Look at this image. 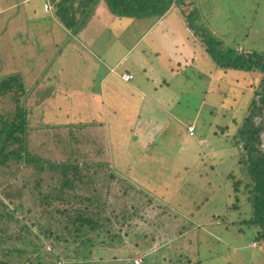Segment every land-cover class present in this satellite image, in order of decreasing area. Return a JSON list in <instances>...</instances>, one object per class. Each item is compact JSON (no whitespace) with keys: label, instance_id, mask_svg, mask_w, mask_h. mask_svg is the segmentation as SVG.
<instances>
[{"label":"rangeland","instance_id":"374dc122","mask_svg":"<svg viewBox=\"0 0 264 264\" xmlns=\"http://www.w3.org/2000/svg\"><path fill=\"white\" fill-rule=\"evenodd\" d=\"M9 1L12 3L11 8L9 10L4 9L7 5H11ZM9 1L6 0L0 5L1 21L8 18L7 15L10 14L11 10H17L19 7L20 11H26V15H24L27 24L26 30H39L41 36H44L49 30L50 36L54 35V37L56 33L54 30H61L60 26H55V17L51 16L52 12L47 13L43 10L42 5L45 0ZM185 1V4L182 5L187 11H196L191 17L194 26L198 23L200 26L214 29L218 39H223L224 44H236L239 46L238 50L245 46L264 51V0ZM50 3H52L51 11L54 12L57 8L56 2L50 1ZM106 7L108 6L103 5V2L97 7L103 10L101 14L96 15L98 22L87 24L78 33L71 31L72 39L63 48L61 56L58 54V49L63 47L64 43L58 41L59 37L58 39L55 37L54 40L52 38L56 43L61 42L59 44L48 45L44 42L43 45H40L32 30L29 31L31 40L37 41L38 44L32 45L33 42L31 41L30 45L16 49L21 59H24L23 55H25L32 57L29 60L30 63L38 62L37 67L35 66L37 70L31 71V74L34 72L32 81H36L35 78L37 75L40 76V71H45L44 66L49 65V60L58 61V67L61 66L60 69H64L59 77L54 78L55 80L51 71L52 67L48 73L50 76L48 78L45 76V79L50 81L51 86L54 82L58 83L54 85L55 90H59L60 87V90L56 91V93L59 92L57 99L55 101L48 99L42 107H33L32 112L33 118L34 114L43 112L42 117L44 118L38 123L35 122V125L54 126L55 124H62L54 128L45 127L41 132H34L30 140L32 153L52 160L72 159L79 161L80 164H84L86 161L91 164L92 170H94L92 161L101 159L91 152L95 146L87 140L89 139L87 133L79 136L78 142H76L63 128V122L76 120L73 118L76 116L75 113H78L79 118L83 119L89 118L90 116H86L92 114L87 112V100H85V104L83 101L79 102L77 97L81 96L80 93L75 92V90L66 91L63 89V85H67V81L72 80L74 82L72 87L75 86L74 88L78 90L84 91L85 86H93L94 92H100L104 89L103 94L106 95V100L123 110L124 127H119V133H113L116 135L115 137L111 134L109 139L110 143L113 144L111 156L118 177L117 179L106 177L104 182L109 184L111 194H108L106 189L103 191L104 195L108 197L109 203H112L111 210L115 209L117 214L120 213L115 220L124 219V224L118 223L124 239L119 246L96 248L91 260L101 262L100 260L104 258L108 264H136V259L140 260L137 264H176L177 262L194 264L198 260H200L198 264H241L243 260L250 261L251 264L254 260L253 264H262L256 258L259 250L252 248L257 246L255 242H252L255 240L253 230L247 228L241 233H236V235H234L233 230H225L226 225L232 223L228 222V219L230 221L237 215L235 211L228 209V200L232 198V182L228 184L224 182L217 187L216 180L220 182V179L215 174L213 179L216 190H210L211 185L209 184V181L212 180L211 175L215 171L225 177L231 164L237 163L241 157V149L237 146L239 141L237 140V132L243 121L244 109L248 104V99L241 93V88L238 87L236 80L230 76H239L243 73L240 74L237 73L240 71L231 70L232 72H225L224 79L215 78L217 76L215 61L208 52L205 53V50L202 49L205 48L203 42L195 40L196 38L191 35L192 32L190 31L191 34L188 32L191 29L187 27V30L184 27L181 18L176 15L175 11L170 12L165 19L160 17L155 20L157 16H151L142 21H133L128 17L126 20H122L112 16L111 12H106ZM14 19L15 17L12 18L10 26H12V22L14 23ZM177 27H179V31L177 30L178 34L175 36L164 31L166 28L177 29ZM84 33L92 37L98 54L104 53L105 61L87 55L92 46L84 39ZM101 34L103 35L100 39ZM154 35L156 37L160 35V38L156 39ZM182 40L189 45L180 48L188 51V53H183V58L188 60L189 65L180 70L178 76L173 79L171 77L177 73H173L172 76L169 75L171 79L169 76L167 78L170 79V85L162 89L159 82L162 81L163 60H158L157 54L148 51L145 54V59L150 64L149 70H147L144 66L146 61L140 52L143 53L144 48L154 46L161 49V55L168 53L171 54L170 58L175 56L174 59H177V53L180 50L173 43L178 42L180 45ZM51 45L55 49H52ZM132 45L130 52L128 50ZM127 51L128 53L119 61L120 57ZM190 51L195 53L197 60H193V53L191 56ZM126 69L135 73L133 82L140 89L135 88V91L130 86V83L133 82L125 84L126 82L119 78ZM209 76L210 79L207 78ZM249 80L248 83L245 82L244 84H251L252 77ZM39 87L40 84L36 86L33 97L35 101L41 104L44 99L40 100L39 97L47 92L45 90L47 85ZM209 87L210 91H208ZM235 87L239 89H235ZM97 97L99 98L98 95ZM235 97H237L236 105L238 107L232 111L229 110L230 108L225 110L230 113L228 116L221 115V109L230 106ZM15 104L16 101L14 100L0 97V110L6 116L14 111ZM213 104H216L219 109L216 105V108H213ZM208 107L212 110L211 113H209ZM48 109L54 112H49ZM83 111L84 113L81 114ZM146 111L148 112L146 113ZM82 115L86 116L82 117ZM233 116L238 119L236 126H230L233 122ZM179 117L181 118L179 119ZM191 123L194 126L193 133H189L188 130ZM134 125L136 128L132 127ZM31 127L35 128L36 126L31 125ZM222 128L227 129L224 134ZM88 131L91 135L96 134L99 137L100 131H97V127L94 130L88 129ZM114 138L116 139L114 140ZM94 142L92 141V143ZM78 145L86 154L76 152ZM232 145H235L237 150ZM210 146L212 148H208ZM214 152H218L216 156H214ZM219 157L224 159L221 160L217 170L210 169L211 171H209L210 164H216L215 160L220 162ZM195 164L198 165L195 166ZM161 166L163 167L161 168ZM198 172L206 173V176H202ZM26 174L28 177H38L34 176L33 167L28 168ZM46 175L47 178L51 175V171L47 168L43 177ZM147 176L162 181L155 193L153 191L149 194L146 193L147 195L132 190L128 195L124 190L122 181L119 180L127 177L138 185L137 188H141L140 185L146 187ZM0 177L4 178L1 172ZM2 185L4 187L5 184ZM99 187L101 190V184ZM164 187H170L169 190L173 196L163 198L159 195V192H162L161 188ZM11 193L14 194V191ZM153 196H157L156 201L149 202ZM24 198H28V196ZM178 200L181 203H188L187 206L177 203ZM1 201H3L2 195H0ZM161 202L167 203V208H170L169 210L165 208L168 211L167 215H162V210L157 208V203ZM196 203H202V205L198 207ZM178 204L179 206H175ZM37 205V202L31 205L27 204L22 213L18 210L8 219L11 228L6 235L0 234V260L9 261L11 264H27V259L37 254L34 244H38L39 250L49 251L52 248L50 240L45 239L36 226H32L31 232L22 228V226L30 223L27 220V217L31 216L29 209H36V214L39 212ZM123 209H126L125 213H121ZM183 210L188 211L189 214L179 215L173 219V212L181 214L184 212ZM212 214H219V217L221 215L222 217L227 216V220L225 222L213 221L210 224L209 218ZM162 216L167 218L164 223H162ZM190 216H192L191 220L194 221L193 226L186 227V222ZM1 228L2 222H0V230ZM36 232L40 233L41 238ZM208 234L213 235L215 240L212 238L208 240ZM219 239L222 241H217ZM166 245H168L167 249L165 248L166 251L162 252V246ZM67 253H71V251H67ZM261 255L264 256V253ZM67 257L63 256L65 261L75 260L70 256ZM237 259L238 263L235 261ZM61 261L63 262V260Z\"/></svg>","mask_w":264,"mask_h":264},{"label":"trees","instance_id":"16d2710c","mask_svg":"<svg viewBox=\"0 0 264 264\" xmlns=\"http://www.w3.org/2000/svg\"><path fill=\"white\" fill-rule=\"evenodd\" d=\"M5 1L6 0H0V5ZM8 1L9 0H7V2ZM102 2L103 5L108 6L106 7L107 13L111 12L112 16L122 20H126V17H128V19H132L133 21H142L151 16H157L155 20H158L161 16H165L163 18L165 19L171 11H175L177 13L176 15L184 19V27H186V29L187 27L191 29L187 30L190 34L192 32L191 35L196 38L195 40H200L201 43L203 42L205 48L203 47L202 49L205 50V53L208 52L215 61L217 67V76H215V78L222 80L224 79V74H226L225 72L231 70L235 72L240 71L237 72L240 74L243 73V75L239 76H230L232 79L236 80L238 87L241 88V93L248 99V104L244 109L245 114L243 121L237 132V140H239L237 146L241 149V157L238 159L237 163L231 164L229 172L225 177H222V174H218V172L215 171V173L211 175L212 180L209 181V184L211 185L210 190L215 191V180L213 179L215 174L216 176L218 175L217 178L220 179V182L216 180L217 187L224 182L227 184L232 182V198L228 200V209L233 212L235 211L237 215L230 221L228 219V222L232 223L226 225V229H224L233 230L234 235L243 232L247 228L253 230L255 240L252 242H255L257 246L251 247L259 250L257 251L256 258L264 264V256L261 255L264 253V51L245 46H242L241 50H238L239 46L236 44H224L223 39H218L214 29L200 26L198 23L194 26L191 17L196 11H187L182 5L185 4V0H57V8L55 11H51V8L47 13L52 12L51 16L55 17V26L61 27V30H54V32H56L55 37L57 39L59 37L58 41L60 40L64 43L63 47L58 49L59 56H61L60 54L63 48L70 39H72L70 36L71 31L78 33L81 30L83 25L80 22L86 23V20L89 24L98 22L96 15L101 14L103 10L97 7L102 5ZM9 4L12 3L10 2ZM42 7L44 10V4ZM24 15H26V11H20L18 7L17 10H11L10 14L7 15V19H3L2 21L0 19V97L16 101L14 111L7 116L0 110V172L1 175H4V178L0 177V195H2L3 198V201L0 202V222H2L0 234L6 235L11 228L9 224L10 220L8 219L14 212L19 210L22 213L23 208L26 207L27 204L31 205L37 202L39 212L36 214V209H29L31 216L27 217V220H29L30 223L22 226V228L31 232L32 226H36L37 230L44 235V238L50 240L52 248L49 251L45 249L39 250L37 247L38 244H34L37 254L28 258L27 264H108L107 261H104V258L99 262L91 260V256L94 254L96 248L100 246H119L124 239V235L118 225V223H121V225L124 224V219L121 218L119 221L115 220L120 213L117 214L115 209L111 210L112 203H109L108 197L104 195L103 191V189H106L107 193L111 194L109 184L104 182L106 177L110 179H117L118 177V173L114 170V163L111 156L113 144L110 143L109 139L111 134L115 137L116 135L114 134L119 133V127H124L122 121L123 110L122 108L116 109L115 105L111 104L110 101H102L106 99V95L104 96L103 92L100 93V95L103 94V99L101 97L96 98L90 96L92 93H95L93 86H91L85 89L87 92L85 94L86 96L77 97L79 102L83 101L84 104L85 100L88 101L86 109H88L87 112L92 114L87 116L82 115V117H90L86 119L79 118V114L75 113L76 116L73 118L76 120H71L66 123L63 122L64 130L68 131L71 138H74L76 142H78L79 136L87 133L89 138L87 140L96 148H92L93 150L91 152L94 156L101 157L99 160L92 161L94 170L91 169V164L86 161L84 164H80L79 161L72 159L52 160L50 158H42L32 153L30 150V140L34 132H41L45 127L54 128L62 124L59 123L54 126L35 125V122L38 123L44 118L42 117L43 112L40 111L39 114H34V118L32 112L33 107H42L48 99L50 101H55V99H57L59 92L56 93V91H59L60 87L59 90H55L54 85L58 83L54 82L51 86L50 81L45 79V76H47V78L50 76L48 73L52 67L53 79H56V77H59L60 74L63 73L64 69H60L61 66L58 67V61L49 60V65L44 66L45 71L39 72L40 76L37 75L35 78L36 81L31 80L33 73L37 70L35 66L37 67L38 62L30 63L29 60L32 57L25 55H23L24 59H21L16 49L31 44L32 40L29 35L30 30L33 31L40 45H43L44 42L50 45L56 43V41H53L55 37L54 35L50 36L49 30L44 36H41L39 30H26L27 24ZM14 17V23L12 22V26H10V22ZM37 23H40V21H37ZM27 40L29 41L26 42ZM37 41H32V45ZM86 41L92 46L91 51L87 52V55L95 56L94 53L97 54L98 51L95 50L94 42L92 38H90V35L86 38ZM59 43L61 42H57L56 44ZM51 47L55 49L52 45ZM144 49L145 61H147L145 59V54L148 51L157 54L156 57L158 60L162 59L165 55V53L161 55V52L157 51L158 48L154 46ZM189 53L192 56L193 52L190 51ZM30 54L32 55V53ZM100 54V58L105 59L104 53L102 52ZM195 58H197V56L193 53V60H197ZM176 61L179 62L180 68L178 73L174 69V73L176 72L177 74L175 75L178 76L179 71L186 68L189 64L188 60L183 58V56L179 57V53ZM166 64L168 63L163 60V74L161 76L163 84L169 80L167 77L171 73ZM34 69L36 70L34 71ZM31 71L34 72L31 74ZM124 73L127 72H122L119 78L126 82V80L121 77ZM249 76L252 77L253 80H251V84L246 85L244 83L250 81ZM207 78L210 79V76ZM63 83L65 84V82ZM39 84L40 87L42 85H47L45 89L47 92L39 97L40 100L44 99L41 104L35 101L33 97V92ZM73 84L74 82L72 80L67 81V85H63V89L66 91L75 90V92H78V89L74 88L75 86L72 87ZM30 85L31 87L29 88ZM207 85L208 83L206 86ZM210 87L208 91H210ZM238 87H235V89ZM63 89L62 91H64ZM236 103L237 97H235L234 102L232 101L230 103V106L228 105L225 109H221L220 114L230 115V113L225 110L230 108L229 110L232 111L238 107ZM215 105L216 104H213V108H216L217 105ZM96 108L98 109L96 110ZM217 108L219 109L218 106ZM48 111L54 112L50 109H48ZM211 112L212 110L209 108V113ZM83 113L84 111L81 112V114ZM237 120L238 119L233 116V122L230 126H236ZM31 125L36 127H31ZM95 127H97V131H100L99 137L96 134L91 135L88 131V129L94 130ZM226 130L227 129L222 128V133L224 134ZM56 135L58 136V134ZM115 139L116 138H114V140ZM92 141L95 142L92 143ZM232 147L236 149L235 145H232ZM208 148L212 147L210 146ZM76 152L79 154H86V152L80 148V145H78ZM217 153L218 152H214V156H216ZM196 157L198 156L196 155ZM219 158L220 162L215 160L216 164H210L209 171L213 169L217 170L218 166L221 164V160L224 159L223 157ZM197 165L195 164V166ZM30 167L34 168V176L38 177H28L26 170ZM162 167L163 166H161V168ZM46 168L51 171V175L48 178L47 175L43 177ZM198 173L201 174L200 172ZM201 175L206 176V173ZM119 180L122 181L124 190L128 195L130 190L136 193H144L145 195L153 191L155 193L158 190V186H160V182H162L159 179H152L147 176V181H144L146 187L140 185L139 187L141 188H137L138 185L127 177ZM2 184H5L4 187H2ZM100 184L101 190L99 187ZM150 188H152V190H149ZM169 188L170 187L161 188L162 192H159V195L163 198L170 197L172 193ZM83 189L86 190V192H83ZM12 191H14V194L11 193ZM27 196L28 198H24ZM156 198L157 196L151 197L149 202L156 201ZM177 203L184 206L188 204L181 203L179 200ZM201 205L202 203H196L198 207ZM167 206V203H157V208L162 210V215H167L168 211L165 210ZM175 206H179V204ZM244 207L246 208L244 209ZM167 209L169 210L170 208ZM125 211L126 209H123L121 213H125ZM183 211L184 212L181 214L173 212V219L177 216L179 217V215L183 216L189 214L187 213L188 211ZM226 217H222V215L219 217V214H212L209 221L210 224H212L213 221L225 222L227 220ZM163 218L165 217L162 216V223L167 219L165 218L163 220ZM191 218L192 216L187 220L186 227L193 226L194 221L191 220ZM194 219H196V217H194ZM40 233L36 232L41 238ZM207 236L209 237L208 240L215 238L211 234ZM38 240L40 241V239ZM220 240L221 239L217 241L220 242ZM167 247L168 245L162 246V252H165ZM231 250H233V248H231ZM67 251H71V253H67ZM63 256H70L71 258H75V260L72 259V261L68 262L64 260ZM61 260H63V262ZM199 261L200 260L194 264H198ZM235 261L238 263V259ZM249 262L243 260L241 264H250ZM253 262L251 264H253ZM0 264L11 263L9 261H2L1 259ZM176 264L180 263L177 262Z\"/></svg>","mask_w":264,"mask_h":264},{"label":"crops","instance_id":"0c3cea01","mask_svg":"<svg viewBox=\"0 0 264 264\" xmlns=\"http://www.w3.org/2000/svg\"><path fill=\"white\" fill-rule=\"evenodd\" d=\"M50 1H53V2H56L57 0H45L44 1V4H46V3H48V4H50V6H51V8H52V3H50ZM172 12V11H171ZM165 17V16H164ZM164 17H162L161 16V18L163 19ZM157 22V21H156ZM163 22V21H162ZM181 22H182V24L184 25V19H182L181 18ZM83 26L81 27V29L82 28H84L87 24H89V22H87V20H86V23H82V22H80ZM177 30L179 31V27H177V29H168V28H166V29H164V31H167V33L168 34H171V35H176V34H178L177 33ZM173 33V34H172ZM91 34H93V33H91ZM102 35L103 34H101V36H100V39L102 38ZM182 35H183V37H184V34L182 33ZM89 35L88 34H86V33H84V39L86 40V38L88 37ZM155 36V35H154ZM156 37V36H155ZM90 38H92L91 36H90ZM160 38V35H158L157 37H156V39H159ZM180 38H181V36H180ZM156 39H154V40H156ZM145 40V39H144ZM174 44V46L177 48V47H179V50H180V52H179V56H183V53H188V51L187 50H183V49H180L181 47H184V46H189L186 42H183V40L180 42V45L178 44V42H175V43H173ZM132 47H133V45L130 47V50H128V51H130L131 52V50H132ZM144 50L145 49H143V53L142 52H140V55H142V56H144ZM128 51L127 52H125L124 54H123V56H121L120 57V59H119V61L128 53ZM158 52L160 51L161 52V49H158L157 50ZM178 54V53H177ZM94 55H95V57L96 58H98L99 60H100V55L101 54H98V52H97V54L96 53H94ZM102 59V58H101ZM104 59V58H103ZM144 59V58H143ZM106 60V58L104 59V60H102V61H105ZM162 60H164V61H166L168 64H166V66L167 67H169L168 69L171 71V73H170V76H172V74L174 73V69L177 71V73H178V66H179V62L178 61H176V59H174V58H170V55L169 54H166L165 53V55L163 56V58L161 59V61ZM193 61V60H192ZM177 65V66H176ZM144 66H145V68L147 69V70H149V67H150V64H149V62L148 61H146V63H144ZM176 66V67H175ZM180 67V66H179ZM178 70H177V69ZM111 69H113V68H111ZM115 70V69H114ZM123 72H127V73H130V74H132L133 76H132V79L131 80H129V81H126V83L125 84H127V83H130V82H133V79H135L134 78V76H135V73L133 72V71H131V70H129V69H126V70H124ZM166 73V72H165ZM170 76H169V78H170ZM177 75H174V76H172L171 78L173 79L174 77H176ZM146 78H148V77H146ZM158 78V77H157ZM170 78V79H171ZM149 79H150V77H149ZM169 79V80H170ZM169 80L167 81V82H165L164 84L162 83V81H161V83L159 82V85H161V88L162 89H164L165 87H169V85H170V82H169ZM125 82V81H124ZM82 86H84V85H82ZM130 86L135 90V88H139L140 89V87L135 83V82H133V83H130ZM86 88H89V87H86L85 86V89ZM156 89H158L157 87H156ZM94 90V89H93ZM80 94H82L81 96H86L85 94L87 93L85 90L83 91V90H77ZM104 91V89H102L101 90V93ZM136 91V90H135ZM95 93H99V94H95ZM95 93H92V95H90V96H94V97H96L97 98V95L99 96V98L101 97L102 99H103V94L102 95H100V92H95ZM139 93H141L143 96H146V95H144V93H142V92H139ZM89 94V93H88ZM161 95H162V91H161ZM91 98V97H90ZM102 101H104V102H106V99L105 100H102ZM159 105V104H158ZM161 108H162V106L161 105H159ZM116 107V106H115ZM159 108V107H158ZM116 109H118L117 107H116ZM148 111H146V113H147ZM129 115H130V111H129ZM181 117H179V119H180ZM180 121V120H179ZM137 124H139V123H137ZM136 124V125H137ZM136 125H134V126H132V127H134V128H136ZM190 125H192V123L190 124ZM189 125V126H190ZM132 127H131V129H132ZM167 127V126H166ZM132 131H133V129H132Z\"/></svg>","mask_w":264,"mask_h":264},{"label":"built area","instance_id":"2783aa9c","mask_svg":"<svg viewBox=\"0 0 264 264\" xmlns=\"http://www.w3.org/2000/svg\"><path fill=\"white\" fill-rule=\"evenodd\" d=\"M131 76H133V75L130 74V73H124V74H122L121 77L124 78L125 80H129V79H131ZM189 130H190V132L192 133L193 130H194V126H190V127H189ZM135 262H136V263H139L140 261H139V259H137Z\"/></svg>","mask_w":264,"mask_h":264},{"label":"clouds","instance_id":"9594fccd","mask_svg":"<svg viewBox=\"0 0 264 264\" xmlns=\"http://www.w3.org/2000/svg\"><path fill=\"white\" fill-rule=\"evenodd\" d=\"M11 6H12V4H11V5H7L4 9L7 8V10H8V9L11 8ZM50 9H51L50 4H48V3L44 4V11H45V12H47V11L50 10ZM131 79H132V76H131ZM131 79H129V80H131ZM129 80H126V81H129ZM190 126H193V125H190ZM190 126H188V130H189V127H190ZM189 132H190V130H189ZM192 133H193V132H192Z\"/></svg>","mask_w":264,"mask_h":264}]
</instances>
